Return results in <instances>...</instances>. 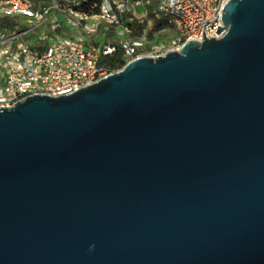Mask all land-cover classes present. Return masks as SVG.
Instances as JSON below:
<instances>
[{
	"label": "water",
	"instance_id": "obj_1",
	"mask_svg": "<svg viewBox=\"0 0 264 264\" xmlns=\"http://www.w3.org/2000/svg\"><path fill=\"white\" fill-rule=\"evenodd\" d=\"M220 16L0 106V264H264V0Z\"/></svg>",
	"mask_w": 264,
	"mask_h": 264
},
{
	"label": "built area",
	"instance_id": "obj_2",
	"mask_svg": "<svg viewBox=\"0 0 264 264\" xmlns=\"http://www.w3.org/2000/svg\"><path fill=\"white\" fill-rule=\"evenodd\" d=\"M226 1L0 0V106L32 94L70 93L137 57L201 41L203 30L206 38H218ZM165 29L175 32L170 50L149 37ZM118 51L121 61L113 68L106 57Z\"/></svg>",
	"mask_w": 264,
	"mask_h": 264
},
{
	"label": "rangeland",
	"instance_id": "obj_3",
	"mask_svg": "<svg viewBox=\"0 0 264 264\" xmlns=\"http://www.w3.org/2000/svg\"><path fill=\"white\" fill-rule=\"evenodd\" d=\"M144 29L147 30L149 28L148 26H144ZM140 32L141 30H139L137 27H134V30H133L134 35L138 36ZM149 37L151 38L150 41L152 42V44L154 43L155 45L159 46L161 49L170 50L172 48L171 39L175 37V32L172 29H165L164 31L162 30L158 33H155V32L151 33ZM143 45L145 44L143 43Z\"/></svg>",
	"mask_w": 264,
	"mask_h": 264
},
{
	"label": "trees",
	"instance_id": "obj_4",
	"mask_svg": "<svg viewBox=\"0 0 264 264\" xmlns=\"http://www.w3.org/2000/svg\"><path fill=\"white\" fill-rule=\"evenodd\" d=\"M106 60L113 68H117L119 66L120 61H121L120 52L118 51L117 53H115L111 56H107Z\"/></svg>",
	"mask_w": 264,
	"mask_h": 264
}]
</instances>
